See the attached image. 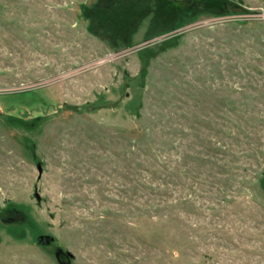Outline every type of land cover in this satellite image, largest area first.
<instances>
[{"label":"rangeland","instance_id":"rangeland-1","mask_svg":"<svg viewBox=\"0 0 264 264\" xmlns=\"http://www.w3.org/2000/svg\"><path fill=\"white\" fill-rule=\"evenodd\" d=\"M217 1L0 0V264H264V0Z\"/></svg>","mask_w":264,"mask_h":264},{"label":"trees","instance_id":"trees-1","mask_svg":"<svg viewBox=\"0 0 264 264\" xmlns=\"http://www.w3.org/2000/svg\"><path fill=\"white\" fill-rule=\"evenodd\" d=\"M217 2H214V3L216 4ZM218 4H219V7L220 8H222L223 5H225L224 1H222V0H221V2H218ZM186 10H187V8L185 9V11H184V9L182 10L183 11L182 12L183 14H182L181 19L178 21L177 24L173 25V27H171L168 30L176 29L177 27L181 26V24H183L184 22L190 21V20H194L195 18H197L198 16H200L203 13H209V14L210 13H213L214 15H223V14H225L227 12V11H223V10H217V11H214L213 10L214 12L211 11V10H199V11H195V12L189 13ZM8 220H9V222H11V221H13V218L8 219Z\"/></svg>","mask_w":264,"mask_h":264},{"label":"water","instance_id":"water-1","mask_svg":"<svg viewBox=\"0 0 264 264\" xmlns=\"http://www.w3.org/2000/svg\"><path fill=\"white\" fill-rule=\"evenodd\" d=\"M39 171H41V166L38 165ZM40 240L46 241V243H49L53 240V237H50L49 235H42L39 237ZM56 258L59 261L60 264H70V257L67 253H65L62 250H59L56 254Z\"/></svg>","mask_w":264,"mask_h":264}]
</instances>
